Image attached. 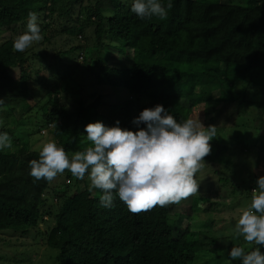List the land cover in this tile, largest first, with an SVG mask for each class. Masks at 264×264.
Segmentation results:
<instances>
[{
    "label": "trees",
    "instance_id": "trees-1",
    "mask_svg": "<svg viewBox=\"0 0 264 264\" xmlns=\"http://www.w3.org/2000/svg\"><path fill=\"white\" fill-rule=\"evenodd\" d=\"M132 2L0 0V120L3 112L7 120L0 132L8 130L17 138L11 124L35 111L38 117L31 127L41 131L56 122L50 128L53 139L71 155L91 146L87 124L99 121L112 127L119 121L121 128L136 132L146 125H136L133 119L159 104L178 122L202 109L205 127L217 119L214 106H235L231 110L237 119L235 128H244L241 135L235 142L211 141L207 166L203 176L202 171L198 174L197 194L179 205L156 206L138 214L118 196L112 207H103L102 192L89 191L87 175L79 180L66 170L56 178L69 182L57 186L35 180L29 175V162L39 158V150L24 143L0 151V234L25 237L36 232L54 251L53 264H229L228 253L238 245L227 239H237L235 224L257 187L251 182L259 178L246 163L237 168L242 165L239 160L256 149L257 166H264V116L256 99L264 90V0H171L173 7L165 20L139 18L131 11ZM161 2L166 5L168 0ZM29 12L37 13L43 39L16 52L13 41L25 32ZM62 35L77 43L52 55L34 52L35 46L52 45ZM90 46L96 50H89ZM38 58L45 69L58 59L63 68L51 75L54 84L44 77L47 93L36 107L28 104L29 73ZM78 58L82 65L76 63ZM81 66L90 75L89 83L115 93L121 89L127 95L109 101L90 95L84 87L87 80L80 77ZM13 68H18V81L10 73ZM76 75L79 93L70 99L62 84ZM248 128L255 139L244 143L251 134ZM49 217L54 225L41 230ZM207 229L213 234L205 237Z\"/></svg>",
    "mask_w": 264,
    "mask_h": 264
},
{
    "label": "clouds",
    "instance_id": "clouds-1",
    "mask_svg": "<svg viewBox=\"0 0 264 264\" xmlns=\"http://www.w3.org/2000/svg\"><path fill=\"white\" fill-rule=\"evenodd\" d=\"M172 7L171 0L166 5L161 0H133L131 11L141 19L158 17L165 20ZM37 21V13L29 12L27 31L14 39V51L22 53L43 39ZM14 78L18 81L21 76ZM29 87L28 102L31 103V84ZM105 89L110 91L109 95H99L106 101L127 95L121 89L117 93L110 87ZM132 122L143 123L146 128L133 132L121 128L119 121L112 127L99 121L87 124L86 138L91 146L71 155L56 141L49 140L39 150V158L29 162V175L48 182L66 170L79 180L87 175L89 191L98 189L102 192L100 203L103 207H112L118 196L133 214L156 206L179 205L197 194L200 188L198 174L207 166L205 158L211 154V141L217 137V127H205L199 117L178 122L159 104L143 109ZM2 124L0 121V126ZM51 127H56V122L47 128ZM43 132H47L46 128ZM12 147L8 132H0V151ZM256 184L251 191V202L242 210L233 230L237 238L242 237L247 244L256 247L246 251L243 246H233L228 253L229 264L236 260L241 264H264V252L261 251L264 247V176L260 175Z\"/></svg>",
    "mask_w": 264,
    "mask_h": 264
},
{
    "label": "rangeland",
    "instance_id": "rangeland-1",
    "mask_svg": "<svg viewBox=\"0 0 264 264\" xmlns=\"http://www.w3.org/2000/svg\"><path fill=\"white\" fill-rule=\"evenodd\" d=\"M236 1V0H234ZM25 31H27V25L24 26ZM23 29V30H24ZM85 39H87V36L85 35ZM81 40V39H80ZM77 43V42H76ZM76 43H73V39L71 37H68L66 35L58 36L56 39H53V44L52 45H37L35 46L34 52L40 56L41 52H47L48 54L52 55L55 54L57 51L55 50H70L73 45ZM105 49V48H104ZM102 49V50H104ZM89 50H96L92 46H90ZM87 54L89 53L90 56V51L86 52ZM80 54V53H79ZM74 59V57L70 58ZM40 59H37V63H34L35 69L30 72V76L32 77V81L30 82L32 86V100L31 103L28 102L29 105L32 106H40L42 103V100L44 99L45 93H47V87L44 86V81L45 78H47L48 83L49 81L54 84L56 82V79L53 78L51 79V75L55 72L56 74H59L60 70L63 68L62 64L60 65L57 64V60L55 63L52 61V67H48L45 69L42 64V61L40 63ZM66 60V59H65ZM83 60L81 58H78V62L82 65ZM73 63V64H76ZM121 65H129V63H126L125 61L120 62ZM54 67V68H53ZM18 68H13L11 69L10 73L14 77H19V72L17 70ZM38 71V72H36ZM80 71H82L80 77L81 80H87V83H85L84 87L89 90L88 93L90 95H99V94H104L105 96L109 95L110 91L105 88H100L97 87L94 83L91 84L89 83V74L83 70L82 66L80 67ZM45 77V78H44ZM79 83V75L73 76L67 83L62 84V86L66 87L69 89L70 92V99L73 98V94L79 93L77 90V85ZM82 93H87L83 91ZM257 103L261 104V107L263 108L262 115L264 116V90L256 97ZM93 100H91L92 103ZM142 102L139 101L138 104L140 105ZM146 103V101H143V104ZM37 104V105H36ZM202 106V105H201ZM200 106V107H201ZM224 107L223 105H218L217 107L212 108V114H216L218 112L217 119L214 121V125L217 127V137L216 140L223 138L226 140V142H232L236 141V137L241 135V131L244 129L243 127L235 128V125L237 124V119L236 116L233 114V110L235 106H228ZM2 117L4 116L2 121H7L5 118L6 113H1ZM20 114V111L18 115ZM38 115H36L35 111L31 112V116L28 115L26 118H23L17 122H13L11 124V127L13 129L14 134L17 136L12 137L13 141V147L10 150L17 149L21 146H23V143L28 145V148L30 150H40L42 145L49 140H54L53 135H52V130L48 129L46 127L47 132L44 133L43 129L40 131L37 129V126L31 127L33 123L35 124L36 121H34ZM194 118L201 119L205 117L203 110L200 109L199 113L196 116H193ZM191 117V118H193ZM36 127V128H35ZM38 130L40 133H38ZM250 135L246 136L245 142L244 143H251L252 140H254L253 132L251 129H249ZM8 132V130H7ZM16 144V145H15ZM9 150V149H7ZM76 152V151H75ZM73 153V152H72ZM71 153V154H72ZM233 155H235V152H232ZM237 159L239 158L236 155ZM256 160V149H254L249 155H242V159L239 160V163L242 164L237 168H241L245 163L248 164L246 166H249V171L252 173H256L257 176H264V166H260L258 168V161ZM264 160V159H263ZM254 161L256 163H254ZM254 163V164H253ZM222 166V165H219ZM251 167V168H250ZM232 168V167H231ZM204 171H202V176H203ZM207 176L210 177L211 174ZM63 181L68 183V180L65 179L64 177H59L53 180L52 186H57L60 185ZM252 185H255L256 182H251ZM90 184V182H89ZM231 189V188H230ZM51 202H56V200H52ZM47 218V217H46ZM45 218V219H46ZM54 225V220L49 217V220L47 221L46 224H41L39 228L41 230H46L48 226L52 227ZM208 232L213 234V231L210 230H204V236H208ZM228 238V237H227ZM235 244L238 246H243L248 249V247L252 246L247 244L242 237L240 238H229L227 239V243ZM229 243V244H230ZM207 245L213 244L211 243H206ZM217 244V242L215 243ZM228 246V244H227ZM227 248V247H226ZM54 254V251L47 246H45V239L41 236H37L36 232H31L29 235L22 237L21 233H7V234H0V264H53V259H50V256Z\"/></svg>",
    "mask_w": 264,
    "mask_h": 264
}]
</instances>
